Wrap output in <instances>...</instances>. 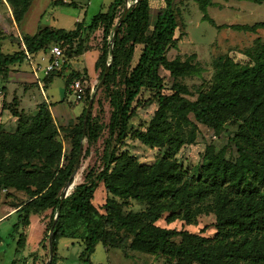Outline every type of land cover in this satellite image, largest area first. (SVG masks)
<instances>
[{"label": "trees", "instance_id": "trees-1", "mask_svg": "<svg viewBox=\"0 0 264 264\" xmlns=\"http://www.w3.org/2000/svg\"><path fill=\"white\" fill-rule=\"evenodd\" d=\"M3 1L18 25L30 0ZM192 1L202 13L201 19L216 28L249 33L264 28V21L215 25L206 14L213 1ZM125 2L128 8L110 42ZM52 4L73 5L63 0H54ZM148 17V0H112L104 11L93 14L88 23L75 21L72 29L42 26L31 34L21 33L11 51L5 49L2 42H6L7 35L0 30L1 108L16 118L13 130H3L0 122V189L25 194L10 213L16 217L11 224V230L17 234L15 251L25 243L26 235L18 231L19 227L28 225L31 214L49 210L46 239L58 212L51 231L49 264L55 263L56 241L61 237L79 240V257L84 264H91L89 255L96 243L105 250L125 247L162 256L169 264H264V42L256 37L252 48L243 52L252 61L250 64L214 65L209 86L198 90L197 97L189 100L184 97L188 88L178 79L199 75L201 67L192 62L194 55L185 59L166 57V51L176 47L177 40L173 0H163V9L155 14L151 27ZM98 33V46L94 47L96 80L109 63L99 86L109 107L103 163L99 171H88L81 182L72 184L60 200L82 140L87 146L94 143L102 123L91 116L90 108L82 131L83 107L76 123L57 125L44 101L28 113L18 106L15 94L7 100L8 89L3 82L10 70L27 63V56L45 53L57 45L63 63L42 78L44 84L49 82L72 55L91 48L89 41ZM159 69L172 79L168 93ZM72 78L82 83L81 99H89L97 83L91 88L85 86V72L71 71L64 79L65 89ZM150 102H154L155 109L146 126L133 130L130 136L148 147L166 148L160 157L145 164L126 151L110 149L109 143H121L127 135L128 120L136 109L146 108ZM196 123L211 128L215 134L224 131L236 155L227 156L225 145L216 148L208 144L196 174L188 176L175 154L184 142L185 131L195 129ZM226 123L235 125V129H226ZM62 139L69 143L66 151ZM98 183L105 194L100 205L102 212L92 203ZM128 199L142 202L143 208L124 211L122 206ZM204 213L214 217L210 237L155 224L160 218L166 224L175 220L191 224ZM79 227L81 232L76 236ZM16 262L13 259L11 264Z\"/></svg>", "mask_w": 264, "mask_h": 264}, {"label": "rangeland", "instance_id": "rangeland-1", "mask_svg": "<svg viewBox=\"0 0 264 264\" xmlns=\"http://www.w3.org/2000/svg\"><path fill=\"white\" fill-rule=\"evenodd\" d=\"M53 1L30 0L26 13L17 25L9 16L10 9L7 4L0 0V30L7 35L6 42H2L6 44L5 49L7 51H11L16 47L21 33L31 34L36 31L37 27L52 26L69 30L73 28L75 21L82 20L84 23H88L90 17L98 11H104L111 0H63L73 4L69 6L55 5L52 4ZM212 1V5L206 8V14L213 20L215 25L251 24L256 21H264V0H260V4L246 0ZM148 3L149 23L153 16L163 9V0H149ZM173 3L178 24L174 32V37H177V40L176 47L169 48L166 51V57L167 59L173 57L185 59L190 55H194L191 60L201 67L200 74L178 79L189 90V93L184 97L193 100L197 97L198 90H204L209 86L214 72V65L222 66L230 62L250 64L252 62L243 52L252 48L256 37L264 42V28L258 29L255 33L236 31L228 27L216 28L207 20L201 19L202 13L192 0H173ZM98 38L99 33L89 43L93 47H97ZM82 57L83 65L80 67L85 66L87 73L91 76L94 68L93 53L86 52ZM158 73L162 76L165 93H168L172 79L162 69H159ZM64 79V74L54 76L45 90V95L52 102L64 98L62 101L55 103L54 106L52 105V111L55 114L66 112L75 114L79 110V104L75 102L73 93L67 92L64 94ZM97 82L98 80H95L94 83ZM90 93L93 97L90 110L91 116L95 117L98 123H102L103 127L95 142L91 145L87 146L86 141L82 140L79 164L72 184L81 182L83 175L88 171L93 173L99 171L103 163V147L108 136L105 125L108 121L109 107L101 88ZM34 95L36 102H41L42 98L39 90L36 89ZM81 100L83 107H86L89 99ZM21 107L29 113H33L35 110L32 100L28 102L22 100ZM154 109V102H150L146 108L136 109L135 114L128 120L126 137L121 143L111 140L109 143L110 149H114L116 152L126 151L137 161L145 164L151 163L160 157L166 147H148L130 136L133 130H141L146 126ZM7 117V114H5L6 121L3 128L12 130L15 127V120L10 118L9 121ZM189 117L191 118V115ZM224 127L231 132L235 129V125L229 123H226ZM59 135L62 137V132ZM226 136L224 131L215 134L211 128L196 123L195 129L185 131L184 142L175 154V159L186 170L188 176L195 175L201 163L203 150L208 144H212L216 148L225 145L227 156L234 157L236 155L232 145L228 144ZM62 141L64 140L62 139ZM62 145L63 150L66 151V144L63 142ZM85 149H87L86 154H84ZM70 189L69 187L67 192ZM104 197V191L98 183L93 193L92 203L101 212L100 205L103 203ZM24 198L25 194L23 192L0 189V216L10 210L16 203L23 201ZM143 206L142 202L128 199L122 209L124 211H136L142 209ZM49 218V210L39 215L31 214L29 216L28 225L25 228L19 227L18 231H24L26 236L23 248L17 252L15 251L17 234L11 230V224L16 220L15 214H10L2 219L0 221V264H11L13 259H17L16 264H45L48 259L45 233ZM213 222V215L204 213L199 214L195 222L191 224L184 223L181 220L166 224L162 218L158 219L155 224L169 226L177 230L186 229L189 232L210 237L214 232ZM80 232L81 227L77 228L76 236ZM81 249L82 244L75 237L57 239L54 264H84L79 257ZM89 261L91 264H169L162 256L145 254L125 247L105 250L100 243L95 244L92 253L89 255Z\"/></svg>", "mask_w": 264, "mask_h": 264}, {"label": "crops", "instance_id": "crops-1", "mask_svg": "<svg viewBox=\"0 0 264 264\" xmlns=\"http://www.w3.org/2000/svg\"><path fill=\"white\" fill-rule=\"evenodd\" d=\"M148 8H149V5H148ZM154 16H153V19L150 20V22H149V27H151V25H152V22L154 20ZM10 18H11V16H10ZM90 45L92 46V44H90ZM136 50L137 51L135 52V55H134V58H133V62H134V60L136 58V55H137V52H138V49H136ZM86 52H92L94 60H95V58L97 56V50L93 46L91 48H89L88 50L77 52L75 55H72L68 59L67 64L64 66L63 70L61 72H59V73L54 74L50 78L49 82H47L45 84L43 83L42 78L44 76H46L47 74H49V73L44 74L42 72V69L45 66V64L47 63V60H48V58L50 56L49 51H47L45 53L41 52V53H38V54H36L34 56H27V63L22 65L20 68L19 67H15L13 70H10L8 72L7 76H6L5 81L3 82V84H5L7 86V89H8L7 93H6L7 100L13 94H15L18 97V99H19V105L18 106L20 108H23V107H21V101L22 100H26L27 102L29 100H32V102L34 104V109H35L36 104L39 103L38 101L36 102V100L34 98V96H35L34 95V91L37 89V90H39L41 98H42L41 102L44 101L47 104H49V107H48L49 111L51 113V116H52L53 120L55 121V123L57 125L67 126V125H71L73 123H76V119L81 114L82 109H83V102H82L81 98L79 100H75V102L77 104H79V110H77V112L75 114L70 113V112H66V113H63V114H55L52 111V105L54 106L55 103H57L59 101H62L64 98H62L59 101H53L52 102V101H50L48 99L47 95H45V90L47 89L48 85L50 84V82L52 81L54 76L60 75V74L61 75L64 74V77H66V75L69 72H71V71L72 72H76V73L85 72L84 84L86 83L85 86H89L91 88L93 86L95 80H96L97 73H96V71L93 68V74L90 76L87 73V70H86L85 66L80 67L81 65H83L82 64L83 63V60H82L83 57L82 56ZM63 89H64V94L68 92V91H66L64 85H63ZM43 95H45V96H43ZM1 98H2V92H0V122H1L2 128H3V124L6 121V119L4 118L5 114H7V116H8L7 119L9 121L11 120L10 118L15 120V124H16V118L12 117V116L9 117L10 116L9 113H7V111L5 109L1 108ZM3 130H5V129L3 128ZM6 131H9V130H6ZM63 142L66 144V150H67L69 148V143L67 142V140H64ZM12 211H13V207H11V209L8 210L5 214L0 216V218H1L0 221L2 219H5L6 217H8L9 214Z\"/></svg>", "mask_w": 264, "mask_h": 264}, {"label": "water", "instance_id": "water-1", "mask_svg": "<svg viewBox=\"0 0 264 264\" xmlns=\"http://www.w3.org/2000/svg\"><path fill=\"white\" fill-rule=\"evenodd\" d=\"M125 1H126V0H125ZM127 8H128V4H126V2H125L124 10H123L122 14L120 15L118 21L115 23V25H114V27H113V30H112V33H111V37H110V42L113 40V37H114L115 34H116L117 26H118L119 22L121 21V19L123 18L124 14H125V12H126V10H127ZM108 65H109V63L106 64V67H105V69H104V71H103V73H102V76H101V78L99 79V81H98L97 84H96L95 90L98 89L99 86H100V84L102 83L103 78H104V76H105V74H106V72H107ZM92 100H93V97L91 96V97L89 98V100L87 101V103H86V107H85L84 114H83V119H82V131H83L84 128H85V120H86V116H87V114H88V112H89V110H90V108H91ZM80 152H81V145L79 146L78 155H77V159H76V163H75L74 170H73V172L70 174L68 180L66 181V183L64 184V186H63V188H62V190H61L60 200L66 195L68 188L71 187V185H72L73 176H74L75 171H76V169H77V165H78L79 158H80ZM57 214H58V212L55 213V215H54V217H53L52 224H51V226H50V228H49V230H48V237H47L48 259H47V261L45 262V264H49V262H50V260H51V256H52V250H51V244H50L51 240H50V239H51L52 226H53V223H54V221H55V219H56V217H57Z\"/></svg>", "mask_w": 264, "mask_h": 264}, {"label": "built area", "instance_id": "built-area-1", "mask_svg": "<svg viewBox=\"0 0 264 264\" xmlns=\"http://www.w3.org/2000/svg\"><path fill=\"white\" fill-rule=\"evenodd\" d=\"M48 51H49L50 56L47 60V63L42 69V72L44 74H47L51 71L59 69L61 64L63 63L62 51L57 45L50 47ZM82 87L83 86H82L81 81L76 78H72L68 80L66 84L67 91L74 94L75 100H79L81 98V93L83 89Z\"/></svg>", "mask_w": 264, "mask_h": 264}, {"label": "bare ground", "instance_id": "bare-ground-1", "mask_svg": "<svg viewBox=\"0 0 264 264\" xmlns=\"http://www.w3.org/2000/svg\"><path fill=\"white\" fill-rule=\"evenodd\" d=\"M76 174V173H75ZM75 176V175H74ZM73 179H74V177H73ZM73 181V180H72Z\"/></svg>", "mask_w": 264, "mask_h": 264}]
</instances>
